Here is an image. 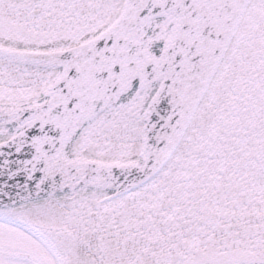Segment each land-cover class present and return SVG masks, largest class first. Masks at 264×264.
I'll list each match as a JSON object with an SVG mask.
<instances>
[{"label":"snow or ice","instance_id":"6c2138e0","mask_svg":"<svg viewBox=\"0 0 264 264\" xmlns=\"http://www.w3.org/2000/svg\"><path fill=\"white\" fill-rule=\"evenodd\" d=\"M0 264H264V0H0Z\"/></svg>","mask_w":264,"mask_h":264}]
</instances>
